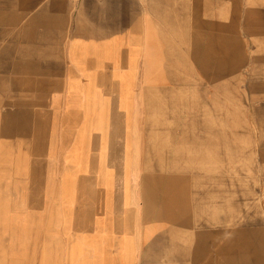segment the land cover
Returning <instances> with one entry per match:
<instances>
[{"label": "rangeland", "instance_id": "obj_1", "mask_svg": "<svg viewBox=\"0 0 264 264\" xmlns=\"http://www.w3.org/2000/svg\"><path fill=\"white\" fill-rule=\"evenodd\" d=\"M14 1L0 0V91L16 108L17 127L10 144L0 143L1 250L9 233L23 230L14 224L71 218V207L63 208L72 203L68 194L77 199L75 189L83 181L90 186L76 172L84 165L72 161L70 141L55 130H32V109L43 102L34 91L42 70L24 64L40 58L39 50L29 49L30 42L40 43V26L28 33L37 15L6 14L39 6ZM149 1L174 37V63L181 66L171 70L181 84L157 99L145 93L148 114L138 135L144 156L160 162L112 165L128 177L118 176L112 186L119 201L120 187L136 189L131 171L137 168L188 175L193 208L160 234L139 264H264V0ZM25 70H31L33 86L27 100ZM63 185L69 188L65 195Z\"/></svg>", "mask_w": 264, "mask_h": 264}, {"label": "crops", "instance_id": "obj_2", "mask_svg": "<svg viewBox=\"0 0 264 264\" xmlns=\"http://www.w3.org/2000/svg\"><path fill=\"white\" fill-rule=\"evenodd\" d=\"M27 3L39 10L6 15H37L28 33L37 31L35 24L40 26V43H29L31 51H40V58L34 65L24 64L25 69L42 70L34 91L39 93L35 99L43 102L31 108L32 130H55L58 138L70 141L72 161L84 165L76 172L83 173L90 186L83 181L75 189L77 199L68 194L72 203L63 208L71 207V218L28 219L12 225L23 230L9 233L10 241L0 248V264H139L160 234L193 208L188 175L137 168L131 171L136 189L120 187L119 201L112 186L113 179L123 177L112 165L160 162L144 156L138 133L148 114L146 91L157 99L162 90L181 84V77L171 70L181 66L174 63V37L161 27L163 18L149 0ZM54 26L58 27L53 30ZM29 76L31 70H25L24 100L32 99ZM5 95L0 91V143H9L17 128L16 108L4 102ZM53 124L56 129L47 128ZM67 187L63 185V195Z\"/></svg>", "mask_w": 264, "mask_h": 264}]
</instances>
